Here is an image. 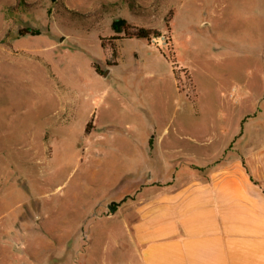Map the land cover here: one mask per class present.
I'll return each mask as SVG.
<instances>
[{
	"label": "rangeland",
	"instance_id": "obj_1",
	"mask_svg": "<svg viewBox=\"0 0 264 264\" xmlns=\"http://www.w3.org/2000/svg\"><path fill=\"white\" fill-rule=\"evenodd\" d=\"M119 18L161 37L109 67ZM1 29L0 264H133L138 190L206 178L175 150L264 115V0H0Z\"/></svg>",
	"mask_w": 264,
	"mask_h": 264
},
{
	"label": "crops",
	"instance_id": "obj_2",
	"mask_svg": "<svg viewBox=\"0 0 264 264\" xmlns=\"http://www.w3.org/2000/svg\"><path fill=\"white\" fill-rule=\"evenodd\" d=\"M3 30L1 52L6 51ZM262 74L264 79V67ZM232 92L234 103L243 101L239 87ZM243 121L232 134L223 129L216 143L196 139L189 148L175 150L181 164L212 167L206 178L185 174L159 186L152 177L150 186L138 190L133 219L125 227L135 244L133 264H264V143H251L264 138V115ZM241 135L251 144L245 160L225 157ZM144 158V169L156 175L155 162Z\"/></svg>",
	"mask_w": 264,
	"mask_h": 264
},
{
	"label": "trees",
	"instance_id": "obj_3",
	"mask_svg": "<svg viewBox=\"0 0 264 264\" xmlns=\"http://www.w3.org/2000/svg\"><path fill=\"white\" fill-rule=\"evenodd\" d=\"M113 31L115 32V36L108 41L102 42V47L105 50V52L110 53V57L107 59V65L109 67L116 66L118 64V51L115 47V42L118 40L123 39H137V40H147L152 41L155 38L161 37V33L157 30L146 28V27H139L136 26L128 20L119 18L115 20L112 23ZM40 33L38 31L25 29L20 30L19 35L21 37L27 36V35H39ZM98 72V71H97ZM88 131V128H87Z\"/></svg>",
	"mask_w": 264,
	"mask_h": 264
},
{
	"label": "water",
	"instance_id": "obj_4",
	"mask_svg": "<svg viewBox=\"0 0 264 264\" xmlns=\"http://www.w3.org/2000/svg\"><path fill=\"white\" fill-rule=\"evenodd\" d=\"M114 211V210H113Z\"/></svg>",
	"mask_w": 264,
	"mask_h": 264
}]
</instances>
